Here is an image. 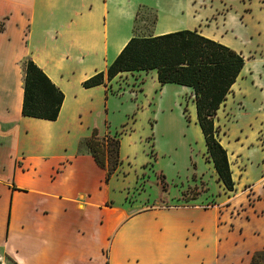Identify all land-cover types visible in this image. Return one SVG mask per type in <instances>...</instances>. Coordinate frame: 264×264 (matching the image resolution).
Segmentation results:
<instances>
[{
    "label": "crops",
    "instance_id": "obj_1",
    "mask_svg": "<svg viewBox=\"0 0 264 264\" xmlns=\"http://www.w3.org/2000/svg\"><path fill=\"white\" fill-rule=\"evenodd\" d=\"M170 1L0 0V264H248L252 252L264 248V240L247 241L251 219L195 205L146 206L141 199L128 200L124 185L113 180L134 158L125 143L136 141L133 131H114L106 119L114 100L128 101L108 89L121 74L106 85L86 88L82 81L105 71L134 34L139 4L154 9V34L197 29L242 55L252 53L243 55L244 66L227 98L236 85L244 104L246 97L249 102L264 97L261 42L249 48L227 35L228 22L242 24L249 15H232V8L216 14L210 19L215 32L196 8ZM187 18L190 23L179 20ZM26 58L64 94L55 120L21 113ZM150 78L158 83L155 71ZM93 128L100 136L119 133L121 163L107 182L104 168L86 147L82 150L81 140ZM255 168L259 190L247 195L253 209L264 200V168ZM245 181L250 182L247 176Z\"/></svg>",
    "mask_w": 264,
    "mask_h": 264
},
{
    "label": "rangeland",
    "instance_id": "obj_2",
    "mask_svg": "<svg viewBox=\"0 0 264 264\" xmlns=\"http://www.w3.org/2000/svg\"><path fill=\"white\" fill-rule=\"evenodd\" d=\"M166 2L171 3L170 0ZM176 3L196 8L201 18L209 20L230 8L232 15L239 17L240 12L249 15L243 17L242 24L240 21L228 22L227 35L236 43L243 41L249 48L258 40L264 54V0H177ZM135 12V33H153L154 9L139 4ZM179 20L182 23L191 21L189 18ZM208 24L212 31H218L212 21ZM218 27L220 30L219 24ZM243 55L246 58L254 56L252 53ZM254 66L259 68L260 62H255ZM120 74L121 78L115 79L108 89L111 94L128 101L114 100L106 119L114 131L124 134L133 131L136 140L124 145V150L134 149L132 164L126 160L117 177L113 178L124 185L126 198L141 199L150 207L195 205L211 207L242 219L246 217L251 219L250 227H245L247 241L260 245L264 240V200L253 209L250 204L254 202H248L247 195L252 189L254 193L259 190L255 166L260 167L259 170L264 168V97L258 96L256 101L250 102L246 97L244 104L236 85L217 111L219 138L231 151L230 163L237 184L235 190L226 191L217 179L196 124L191 89L154 84L151 71ZM99 107L97 100L96 108L99 110ZM98 116L94 121L97 124ZM85 149L82 145V150ZM261 172L260 182L264 180V171ZM245 176L250 182L245 181ZM261 196L264 198V194ZM252 227L261 232L253 235Z\"/></svg>",
    "mask_w": 264,
    "mask_h": 264
},
{
    "label": "trees",
    "instance_id": "obj_3",
    "mask_svg": "<svg viewBox=\"0 0 264 264\" xmlns=\"http://www.w3.org/2000/svg\"><path fill=\"white\" fill-rule=\"evenodd\" d=\"M244 63L240 52L197 29L182 28L146 35L134 31L106 70L90 75L82 81V86L106 85V81L121 72L155 71L160 85L174 83L189 87L196 124L203 136L208 158L224 189L233 191L232 171L227 150L219 138L216 115ZM22 68V115L55 120L64 99L63 92L32 59H24ZM81 143L104 168L107 182L121 163L119 133L105 132L100 136L93 128L90 136L83 138ZM248 264H264V248L253 251Z\"/></svg>",
    "mask_w": 264,
    "mask_h": 264
}]
</instances>
